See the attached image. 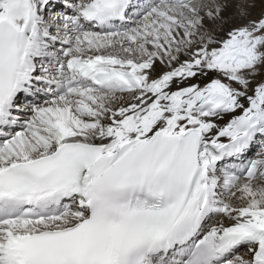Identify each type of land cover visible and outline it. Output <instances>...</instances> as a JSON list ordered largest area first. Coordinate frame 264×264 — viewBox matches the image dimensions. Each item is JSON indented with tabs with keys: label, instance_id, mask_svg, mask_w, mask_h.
<instances>
[{
	"label": "snow or ice",
	"instance_id": "obj_1",
	"mask_svg": "<svg viewBox=\"0 0 264 264\" xmlns=\"http://www.w3.org/2000/svg\"><path fill=\"white\" fill-rule=\"evenodd\" d=\"M0 264H264V0H0Z\"/></svg>",
	"mask_w": 264,
	"mask_h": 264
},
{
	"label": "rangeland",
	"instance_id": "obj_2",
	"mask_svg": "<svg viewBox=\"0 0 264 264\" xmlns=\"http://www.w3.org/2000/svg\"><path fill=\"white\" fill-rule=\"evenodd\" d=\"M259 13V9H257V14Z\"/></svg>",
	"mask_w": 264,
	"mask_h": 264
}]
</instances>
